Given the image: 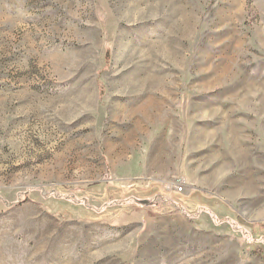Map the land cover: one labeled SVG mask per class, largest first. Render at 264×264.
Instances as JSON below:
<instances>
[{
    "label": "rangeland",
    "instance_id": "1",
    "mask_svg": "<svg viewBox=\"0 0 264 264\" xmlns=\"http://www.w3.org/2000/svg\"><path fill=\"white\" fill-rule=\"evenodd\" d=\"M0 264H264V0H0Z\"/></svg>",
    "mask_w": 264,
    "mask_h": 264
}]
</instances>
